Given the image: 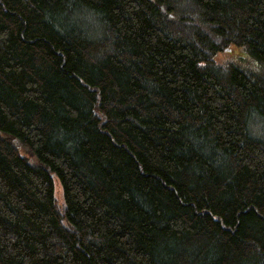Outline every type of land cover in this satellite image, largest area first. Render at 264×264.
Instances as JSON below:
<instances>
[{
  "label": "trees",
  "instance_id": "1",
  "mask_svg": "<svg viewBox=\"0 0 264 264\" xmlns=\"http://www.w3.org/2000/svg\"><path fill=\"white\" fill-rule=\"evenodd\" d=\"M258 123L264 0H0V264H264Z\"/></svg>",
  "mask_w": 264,
  "mask_h": 264
},
{
  "label": "rangeland",
  "instance_id": "2",
  "mask_svg": "<svg viewBox=\"0 0 264 264\" xmlns=\"http://www.w3.org/2000/svg\"><path fill=\"white\" fill-rule=\"evenodd\" d=\"M234 54L227 56L229 61L239 64L240 66L246 68L248 71L257 72L259 73V64L253 60L252 58L248 57L247 53L244 50L237 49L233 52ZM254 129L251 130L255 136H264V125L258 123L253 126ZM256 133L260 134L257 135ZM54 195L58 200L59 204L62 202V195H61V188L59 184L55 181L54 182Z\"/></svg>",
  "mask_w": 264,
  "mask_h": 264
}]
</instances>
